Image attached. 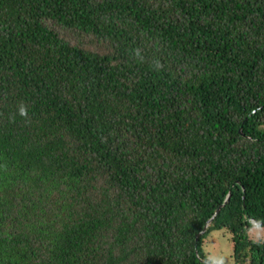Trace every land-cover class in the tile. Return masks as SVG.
Returning a JSON list of instances; mask_svg holds the SVG:
<instances>
[{
    "label": "trees",
    "instance_id": "obj_1",
    "mask_svg": "<svg viewBox=\"0 0 264 264\" xmlns=\"http://www.w3.org/2000/svg\"><path fill=\"white\" fill-rule=\"evenodd\" d=\"M254 226L264 0H0V264H264Z\"/></svg>",
    "mask_w": 264,
    "mask_h": 264
},
{
    "label": "rangeland",
    "instance_id": "obj_2",
    "mask_svg": "<svg viewBox=\"0 0 264 264\" xmlns=\"http://www.w3.org/2000/svg\"><path fill=\"white\" fill-rule=\"evenodd\" d=\"M263 234H264V226H254L250 230V235L253 238H256L257 236L263 235ZM211 235H212L211 237H208L209 239L207 238L208 240H211L212 241L213 238H217V243L214 244V246L216 247L217 251H219L218 252V256H216V258L219 261L226 262V260L229 257L228 254L230 252V244L224 238L225 236H223L222 234H220L218 232V230L213 231ZM214 246H211V249H214Z\"/></svg>",
    "mask_w": 264,
    "mask_h": 264
},
{
    "label": "clouds",
    "instance_id": "obj_3",
    "mask_svg": "<svg viewBox=\"0 0 264 264\" xmlns=\"http://www.w3.org/2000/svg\"><path fill=\"white\" fill-rule=\"evenodd\" d=\"M20 114H21L22 116H25V115H26V111H25L24 108H21V109H20ZM216 264H222V262L217 261Z\"/></svg>",
    "mask_w": 264,
    "mask_h": 264
},
{
    "label": "water",
    "instance_id": "obj_4",
    "mask_svg": "<svg viewBox=\"0 0 264 264\" xmlns=\"http://www.w3.org/2000/svg\"><path fill=\"white\" fill-rule=\"evenodd\" d=\"M229 198V197H228ZM227 201V199H225V202ZM220 208H218L215 212V215L219 212Z\"/></svg>",
    "mask_w": 264,
    "mask_h": 264
}]
</instances>
